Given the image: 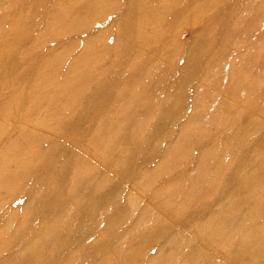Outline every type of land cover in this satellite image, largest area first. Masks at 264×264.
<instances>
[{
  "label": "rangeland",
  "instance_id": "obj_1",
  "mask_svg": "<svg viewBox=\"0 0 264 264\" xmlns=\"http://www.w3.org/2000/svg\"><path fill=\"white\" fill-rule=\"evenodd\" d=\"M47 1L0 0V166H13V172L26 176L21 186L31 191L50 187L57 179V174L44 179L43 175L50 174L48 162L60 163L59 158L67 161L64 169L68 165L79 167L77 170L88 173V179L109 177L110 190L119 196H132L129 212L118 205L119 212L127 213L126 218L117 219L120 222L114 225H93L96 240L103 242L101 252L80 264H132L130 258L119 260L118 256L136 248L143 249L138 254V264H147L165 244L169 230L182 233L192 245L200 244L186 228L194 218L185 219L190 212L200 214L207 206L214 193L212 183L229 181L231 187L242 166L248 164L250 170L264 163V0H162L173 3L172 7L165 21L152 22L150 31L154 37L145 42L129 33L125 16L130 0H49L57 3L56 10L64 8L65 15L60 20L55 19L52 8L39 11L41 4L49 6ZM74 18V26L73 22L68 25ZM136 21L144 23L141 17ZM25 32L34 36L38 33V37L32 44L26 39L18 44L15 34ZM90 37L97 39L90 54L83 55L89 64L82 76L86 77L83 93L67 92L62 97L59 108L66 115L63 121L54 123L45 113L65 84L62 81L67 79L66 67L83 51ZM28 45L35 47L30 55L25 51ZM100 45L107 49L93 59ZM46 50L62 53L50 60L61 64L41 68L33 82L27 81L26 72L42 66ZM161 70L166 75L156 79ZM105 77L115 80L104 85ZM122 77H129L132 87L137 84L141 96L153 97L152 106L141 108V112L137 109L131 119V129L144 142L131 139L129 131L120 128V138L116 137L118 129H110L111 135L100 144L103 121L114 124V128L120 126L117 115L113 113L112 117L111 113L115 103L124 99L110 85L121 83ZM41 80H49L50 88L32 98L31 103L37 107L22 105L20 92H26L32 84H41ZM156 84L161 85L157 92ZM97 89L101 92L95 102L97 108H88L86 100ZM123 112L126 119L129 107ZM157 129L158 135L153 136ZM181 135L187 136L186 142L175 153ZM155 137L163 139L156 141ZM225 139L238 148L227 163L226 175L207 171L205 176L210 175V182H202V188L193 192L187 188L184 192L175 190L185 177L196 174V165L203 163V153ZM52 146L62 157L46 151ZM172 150L177 157L171 160ZM246 155L250 162L243 160ZM11 157L14 163H9ZM88 159L94 165L92 169ZM63 177L67 182V173ZM7 179L8 174L0 169V184ZM2 188L0 213L6 215L1 195L12 190ZM209 191L212 195L203 200ZM20 198L15 199L16 204ZM17 234L18 240L21 232ZM110 245H116V249L108 253ZM260 260L264 262V258Z\"/></svg>",
  "mask_w": 264,
  "mask_h": 264
},
{
  "label": "bare ground",
  "instance_id": "obj_2",
  "mask_svg": "<svg viewBox=\"0 0 264 264\" xmlns=\"http://www.w3.org/2000/svg\"><path fill=\"white\" fill-rule=\"evenodd\" d=\"M30 1L33 3L34 0ZM54 1L48 0L49 6L44 3L43 7V4H41L39 11L52 8L51 11H54L55 19H63L65 15L64 8L56 10L54 6L57 3L54 4ZM161 2L162 0H130L128 5L129 13L125 16V20L129 23L128 30L132 38L145 42L154 37V33L150 31L152 22L165 21L173 4ZM137 17H141L144 23L138 24L136 21ZM74 21H76L75 18L68 25L73 22L72 25L74 26ZM37 37L38 33L35 36L28 32L22 33V35L15 34L18 44L24 42L25 39L32 44ZM96 39L97 37H90L83 46V51L76 55L70 66L66 67L67 79L62 81L65 84L57 91L58 93L55 95L56 98L51 109L45 113L52 118L54 123L63 121L66 115L59 108L62 97L67 92H70V94L83 93L81 91L84 90L86 77L82 76L85 75L89 66L88 61L83 59V55L90 54L92 47L95 45L93 41ZM116 43H118V40ZM34 49L33 45H28L25 51H29L30 55L31 50ZM106 49L104 45H100V49L96 52L93 59L104 55ZM47 51H44L41 57L44 60L43 64H41L42 66L29 69L26 72L25 79L27 81L33 82L37 74L40 73L41 68H56L61 64L59 60L54 61V63H50V60L56 58L57 55L63 56L62 53L59 54L57 51L48 53ZM55 53L57 54L55 55ZM165 75L166 71L161 70L155 77L156 79H161ZM180 77H183V75ZM112 79L115 80V77H105L103 84L109 85ZM48 84L49 80H41L40 86L37 83L36 85L32 84L29 90L24 93L20 92L21 104L26 103L37 107V104L31 103L32 98L34 99L38 93L48 92L50 88ZM110 86L117 90L114 93L123 95L122 99L124 100L120 103H115L117 106L115 111L111 113L112 117L113 113L115 116L117 115L120 126L114 128V124L106 125L103 121L100 125L102 129V135L99 137L100 144H103L104 140L111 135L112 129H118V136L116 137L120 138V128L121 130L123 128L127 129L131 139L144 142L142 136L139 137L133 132V130H136L134 128L132 130L130 124L137 109L140 111L141 108H150L152 106L151 99L153 100V97L141 96L137 84L133 87L130 86L129 77H122L121 83L111 84ZM160 86V84H156L155 92L161 89ZM69 89L70 91H68ZM97 91L94 96L86 100L88 108H97L95 102L101 95L99 89ZM106 100L105 104L103 103L106 105L104 111L107 109L108 102ZM110 106L112 107V105ZM126 107H129V113L125 119L122 116L124 114L123 109ZM152 124H150L148 129ZM158 130L155 131L153 136L158 135ZM152 132L149 134H152ZM155 138L156 141L163 139ZM186 138L187 136L185 137L184 135L179 136V144L174 148L175 153L179 152V147L186 142ZM228 141L225 139L220 145L217 143L214 148L209 147L203 153V163L196 165L200 171L198 170L196 174H193L196 178L193 175L188 179L185 177L184 181L178 185L180 187L172 186L171 189L174 187L175 190L179 189L181 192L187 191L186 188L192 192L200 189L202 188V182L209 179L210 175L208 177L205 176L207 171L212 175L218 173L226 175L229 169V164L227 163L231 162L235 150L238 149L235 145L229 144L231 140ZM227 144L228 146H225ZM46 151L54 156L58 154L57 157H62L60 152L56 151L53 146ZM173 151L170 152L171 160L173 157H177V155L173 154ZM247 158L248 155L243 160L250 162V159ZM57 159L60 163L52 160L48 162L47 169L50 174L43 175L44 179L52 174H57V179L50 183V187H36L31 191L25 190L21 186L23 185L21 182L26 180V176L23 177L21 174L18 175L13 172L15 170L13 166L11 168L0 166V169L5 174H8L7 181L0 184V188L12 190L1 195L7 214L3 215L0 213V227H2L0 228V264H80L86 257L97 254L101 249L103 242L96 240L98 239L95 238L97 237V231L93 225H96L97 222L114 225L120 222L117 219L126 218L127 213L125 211L119 212V204H122L127 212L132 209V196L130 194L119 196L115 191L110 190L108 186L109 177L102 180L90 178L92 180L90 181L85 170H77L79 167L72 165H68L64 169L67 161ZM12 161L13 157L10 158L9 163ZM87 165L92 169L94 165L91 159H88ZM247 165L242 166L239 178L231 187L228 185L229 181L213 182L211 187L214 191L213 195L212 191H209L207 195L202 197L203 200H206L207 197L212 195L207 200V206L202 209L200 214L195 210L190 212L185 219L186 222L187 219L194 218L195 221L192 223H195H191L189 228L186 225V228L187 231L195 234L194 238L200 244L192 245L191 242L185 240L186 237L181 236L182 233L169 230L165 244L157 250L155 257L148 260L147 264H227L228 262V264H264L260 260V258H264V163L250 170ZM201 168H205V170ZM63 173H67V182H63L66 180L65 177L61 179ZM228 178L231 179L229 175ZM26 192H29V195L25 196ZM216 195V200H212L213 196L215 197ZM17 197H22L18 204L15 203ZM186 203L189 204L190 202L186 201ZM129 215H131V212ZM16 221L19 222L15 227ZM86 225L87 227H85ZM17 232H21L18 240L16 239L19 236ZM219 241L223 242L220 247ZM109 249L108 253L115 251L116 245H110ZM142 251L143 249L140 250L138 248L134 251H124L118 258L119 260L124 257L130 258L132 264H138V254ZM92 264L95 263L92 262Z\"/></svg>",
  "mask_w": 264,
  "mask_h": 264
}]
</instances>
